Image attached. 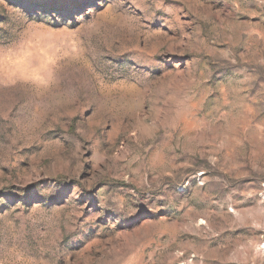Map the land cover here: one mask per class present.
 <instances>
[{
  "label": "rangeland",
  "instance_id": "374dc122",
  "mask_svg": "<svg viewBox=\"0 0 264 264\" xmlns=\"http://www.w3.org/2000/svg\"><path fill=\"white\" fill-rule=\"evenodd\" d=\"M0 264H264V0H0Z\"/></svg>",
  "mask_w": 264,
  "mask_h": 264
}]
</instances>
